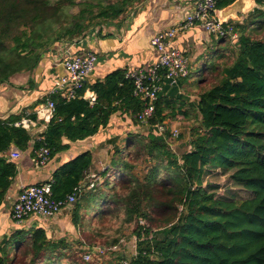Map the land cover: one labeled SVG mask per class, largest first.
<instances>
[{"label":"trees","instance_id":"16d2710c","mask_svg":"<svg viewBox=\"0 0 264 264\" xmlns=\"http://www.w3.org/2000/svg\"><path fill=\"white\" fill-rule=\"evenodd\" d=\"M143 1L0 0V83L34 70L45 52L60 41H73L98 25H121ZM235 1L218 0L217 7L221 10ZM257 4L264 7V0H257ZM261 7L236 23V43L231 36L216 40L215 47L204 55L202 66L190 75L197 101L190 102L184 96L169 100L159 95L150 123L178 120L180 113L182 121H192V150L179 156L171 146L170 129L162 136L128 134L125 148L115 151L101 186L92 195L96 198L95 218L89 220L85 197L73 207V224L82 238L98 230L107 209L121 219V230L135 226L139 240L135 254L130 258L123 253L108 254L102 262L85 261L82 239L54 241L43 229H18L3 239L0 264H124L125 260L129 264H264ZM125 73L115 71L104 83L93 86L97 96L93 105L84 98L66 102L54 97L56 115L43 134L44 142L31 143L30 131L16 127L17 120H0V153L11 145L28 151L31 145L38 150L46 144L52 155L62 151L68 148L62 144L63 137L85 140L105 128L118 107L105 108L103 104L111 105L115 100L125 102L136 115L143 103L133 95V82ZM92 161L88 151L60 167L52 181L54 197L62 199L72 193ZM148 163L146 175L135 173ZM211 169L229 175L252 197L218 198L203 186ZM15 175V163L0 158V208ZM117 177L122 179L119 186ZM119 239L118 234L107 237L103 245L95 244L110 247Z\"/></svg>","mask_w":264,"mask_h":264},{"label":"crops","instance_id":"0c3cea01","mask_svg":"<svg viewBox=\"0 0 264 264\" xmlns=\"http://www.w3.org/2000/svg\"><path fill=\"white\" fill-rule=\"evenodd\" d=\"M249 5L250 8L247 10L249 12L258 8L257 0H250ZM189 11L190 6L187 0H144L135 7L121 25H101L99 31H89L78 43L70 44L72 41L69 43L60 41L45 52L34 70L16 74L0 83V120L9 122L15 119L16 122H20L28 116L36 123L32 129L28 130L33 136L31 143L35 140L44 142L43 134L52 120L46 121L38 118L35 110L46 104L48 99L54 100L53 98L57 97V95H50V92L57 78L65 73L62 65L64 58L69 55H81L87 51H93L98 55L97 67L89 78L85 90L87 97H91L95 93L92 90L93 86L98 82L104 83L109 74L118 70L127 72L129 69L154 64L159 54L152 46V37L159 31L180 25ZM249 12L238 14L237 19H230L229 22L233 21L232 25L242 22ZM216 42L201 26L196 25L188 31L179 33L173 43L175 47L187 53L191 60L193 73L195 68L203 64L204 55L215 47ZM194 87V78L191 77L182 80L176 88H167L163 96L168 97L169 100L184 96L189 98L190 102H195L198 99L193 95L196 91ZM95 97L97 98L96 94ZM103 106L105 108L118 107L110 115L106 127L85 140L69 141L63 137L62 144L68 148L53 155L50 153V160L44 166L38 163V150H34V145H31L28 151H22L11 145L8 150L0 153V158L16 165V175L10 178L12 184L5 193L0 208V245L4 238L10 237L18 229H43L54 241L66 239L73 242L81 236L73 224V207L66 208L52 219L31 216L22 226L17 225L13 220L12 208L22 188L52 182L54 173L60 167L88 151L92 153L93 161L79 184L89 185L92 180L99 177L103 182V174L109 169L115 151L124 149L128 134L140 133V126L138 122H135V115H132L131 109L127 108L125 102L115 100L111 105L105 103ZM33 116L36 119H33ZM180 116L179 113L178 120L169 119L167 122L180 130L183 124L186 128L191 122H182ZM189 148L191 150V146ZM15 149L21 151V157L16 160L10 158L11 151ZM174 151L177 153L176 150ZM100 184L97 186L100 187ZM97 191V187L93 190L85 186L79 200L88 194L92 196Z\"/></svg>","mask_w":264,"mask_h":264},{"label":"built area","instance_id":"2783aa9c","mask_svg":"<svg viewBox=\"0 0 264 264\" xmlns=\"http://www.w3.org/2000/svg\"><path fill=\"white\" fill-rule=\"evenodd\" d=\"M187 2L190 11L185 20L177 27L160 31L152 37L151 43L159 54L158 60L149 66L129 69L126 72V78L133 82V95L143 103V107L135 115V119L140 126V133L145 136L150 133L162 136L168 129L171 132L170 140H178L181 136V130L178 127H173L167 121L160 124L150 123V119L156 110L159 95L163 94L167 88L178 87L180 82L188 79L192 73L189 56L186 52L174 46L173 42L177 35L199 25L214 40L231 36L234 43L238 41V34L234 32V28L227 25L228 22H224L220 16V10L217 7L218 0H187ZM99 29L100 27H96L92 29V32H97ZM85 35L74 39L70 44L80 42ZM97 64L98 55L93 51H87L81 55L67 56L62 61L65 73L57 78L50 95H57L66 102L84 98L93 104L96 101L95 93L91 97H87L85 93L81 95V92L95 71ZM35 114L40 119L52 120L56 115V102L48 99L46 104L36 108ZM35 125L34 120L28 118V116L15 123V126L24 127L27 130L32 129V126ZM10 154V158L14 160L21 157V151L18 149L12 150ZM37 160L41 166L46 165L50 160V149L46 146L39 148ZM100 182L99 177L85 186L94 190ZM85 186L79 184L71 194L62 199L54 197L52 182L24 187L12 208V218L19 226H22L31 216L52 219L60 215L66 208L74 207ZM144 224V221H141V225ZM135 238L138 247L139 240L137 236ZM126 247L128 248L126 238L110 247L85 244L84 260L102 262V258L108 254L117 256L118 253H123L125 255L126 251L123 249ZM130 251L131 254H135L137 248L135 250L130 249ZM124 264H129L128 260H125Z\"/></svg>","mask_w":264,"mask_h":264},{"label":"rangeland","instance_id":"374dc122","mask_svg":"<svg viewBox=\"0 0 264 264\" xmlns=\"http://www.w3.org/2000/svg\"><path fill=\"white\" fill-rule=\"evenodd\" d=\"M100 26L101 25H98L96 27H100ZM232 27L235 28L236 23L233 24ZM88 32H86V33H88ZM232 44H234V43H232ZM201 66H202V64H200L199 68ZM199 68H195V70H194L195 74ZM184 126L185 125L183 124V127H181V137L182 138H180L179 140H171L170 141L172 144L171 146H172L173 150H176L179 156H181L183 153L190 150L189 146H190V140H191L192 121H191V123H189L186 126V128ZM125 146H126V143H125ZM148 165H149V163L139 166L138 169L135 170V173L138 174L139 176L143 177L148 172V169H147ZM211 172L212 173H210V175H208L206 177V179L203 183V186L207 190L215 192L218 198H224L227 200H229V199L242 200V199H247V198L252 197L250 192H248L247 190H245L244 188H242L240 186L235 185L233 183V181L230 180L229 175H225V174L221 173L220 170H217V171L212 170ZM117 178H118L117 183L119 186L120 183L122 182V179L120 177H117ZM116 181L117 180H113V183H115ZM101 182H102V180H101ZM95 203H96V201L94 200V197H92L90 194L85 196L83 204L85 206H87V209L85 210L86 213L91 215L89 220H93L95 218L94 214H96V212L93 211V207L95 206ZM86 213H85L84 218L88 219ZM104 217L105 218L99 222L98 230L95 233L90 234L89 236H86L84 234L83 238L79 237L77 240L82 239L83 243H85V244H88V245L91 244L90 246H97V244L103 245L105 243V241L107 240V237L112 238V237L119 234L120 235V239H119L120 241L126 238V243H127L128 248L126 247L123 250L126 251L125 257L130 258L133 255V254H131L130 249L135 250L137 248V243L135 242L136 235L134 233V227L135 226L124 227L123 230H121L122 221L120 218L117 217V214L115 213V211H112L109 213V211L107 209L106 216H104ZM95 243H97V244H95Z\"/></svg>","mask_w":264,"mask_h":264},{"label":"water","instance_id":"95a60500","mask_svg":"<svg viewBox=\"0 0 264 264\" xmlns=\"http://www.w3.org/2000/svg\"><path fill=\"white\" fill-rule=\"evenodd\" d=\"M249 1L250 0H236L231 5L227 6L224 9H221L220 16L223 21L227 23L230 19H237L238 14L249 12L247 11L250 8Z\"/></svg>","mask_w":264,"mask_h":264}]
</instances>
